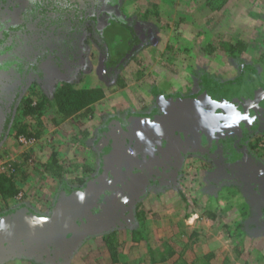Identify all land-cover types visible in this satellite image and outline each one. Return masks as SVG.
Wrapping results in <instances>:
<instances>
[{
  "label": "rangeland",
  "instance_id": "1",
  "mask_svg": "<svg viewBox=\"0 0 264 264\" xmlns=\"http://www.w3.org/2000/svg\"><path fill=\"white\" fill-rule=\"evenodd\" d=\"M43 1L29 2L28 8L9 5L0 11V38L6 36L4 29L15 27L0 42V68L15 69L50 39L59 43L60 36L43 33V23L58 27L65 16L61 8L69 4L73 10L104 11L135 24L143 47L110 67L105 43L81 28L79 33L72 32L75 37L69 39L67 49L75 46L76 50L63 68L43 62L44 76L36 79L39 98L52 95L65 81H75L81 88L99 87L105 97L92 110L86 107L59 122L52 120L56 113L50 108L34 119L22 116L30 121L31 132L42 134L32 141L9 130L0 144V170L18 164L20 193L8 202L0 200V225L14 217L54 225L62 208L72 210L73 202L88 199L119 146L144 127L167 122L174 105L209 107L229 91L239 96L240 84L264 90L260 60L264 0H54L50 6V0H45L41 9ZM45 8L54 9L47 12ZM239 41L245 48L234 55L227 44ZM235 124L226 143L237 153L235 163L243 159L264 179V118L248 126L242 119ZM196 126L202 130L199 123ZM184 136L181 141L166 142V155L179 154L182 162L166 174L145 170L143 181L134 184V196L118 207L119 214L112 213L114 208L101 222L77 228V235L65 246L7 253L0 257V264H171L179 255L191 263L210 253V264H264L263 228L249 229L234 242L225 226L236 220L253 223L259 215L249 178L230 163L225 141L213 144L216 134L207 139ZM55 151L64 167L57 173L47 169ZM209 205L219 208L217 218L206 214ZM221 208L227 209L224 216ZM67 214L69 220L77 218ZM142 223L148 240L135 241L131 229ZM52 229L46 228L43 234ZM114 231L116 262L104 241ZM237 243L243 246L237 248ZM169 245L175 254L153 263V256L167 254Z\"/></svg>",
  "mask_w": 264,
  "mask_h": 264
},
{
  "label": "trees",
  "instance_id": "2",
  "mask_svg": "<svg viewBox=\"0 0 264 264\" xmlns=\"http://www.w3.org/2000/svg\"><path fill=\"white\" fill-rule=\"evenodd\" d=\"M38 1L0 0V11L6 9L9 5L10 7L23 5L28 8L29 2L30 4L38 5ZM53 1L50 0L47 6H50ZM58 1L69 2L70 0ZM212 4L210 2V5ZM45 6L46 3L44 0L41 9ZM73 8L74 6L71 4L66 8H61L64 9L65 16L64 22L58 23V27H54L55 23H43L46 27V29L42 30L43 33L51 36H60L59 43L54 39H50L48 44L41 45L36 54L30 56L28 60H24L15 69L9 71L0 68V144L8 136L10 129L16 130L18 137L24 136L26 138H32L36 135L39 136V134L40 136L42 135L40 130L38 133L31 132L32 130L29 128L31 125L30 121L23 120L21 118L22 116L34 119V116H40L50 108L56 113V117L54 116L52 120L59 122L86 107L92 110L105 97L103 89L101 90L99 87L81 88L76 85L75 81L63 82L52 95L41 94L40 98L37 95L38 83L36 79L39 76H44L43 62L50 61L58 68H63L65 66L64 61L69 59L76 50L75 46L67 49L69 39L75 37L72 32L76 29L79 33L82 28L89 31L90 35L94 33L99 37L96 38L102 39L107 49L106 59L110 67L118 64L127 55L134 53L136 49L139 50L143 47L140 44L142 36H140L135 24L126 22L104 11L96 14L86 10V8L80 9L78 7L75 10ZM51 9L45 8L44 11L48 12ZM87 18L91 19L93 23L88 22L86 20ZM76 20L79 22L84 21L86 25L81 27L82 23H75ZM52 21H55V19H52ZM10 29H15V27L11 26V28L4 29V35L6 36L0 38V42L6 41ZM227 45L230 48V52L234 55L239 54L245 48V44L242 41H239L238 44L228 43ZM69 51L72 54L66 53ZM260 60L264 63V52L261 53ZM29 84L31 86L27 90L26 88ZM239 87L240 91H243L239 96L236 97L235 93L237 92L231 93L229 91L227 92L228 94L220 97L217 103L215 102L214 105H210L209 107H200L199 104L178 105L179 107L174 105V112L172 111L173 116L172 118L169 117L167 122L161 123L160 125L144 127L134 139L126 140L124 144L119 146L114 153L116 156L112 155L110 158V166H108L107 172L93 184L88 199L81 204H79V201L72 203L73 209L68 212L70 214L74 213L77 218L74 219L73 224L65 232L66 236L64 238L60 236L61 239L59 241L62 242V246L67 244L66 241L75 238L77 235L75 232L80 230H76L77 228L90 227L91 225L89 223L99 220L104 212L109 211L108 209L114 207L116 209L114 213L119 214L118 207L128 198L134 196V184L143 181L142 174L145 170L153 169L166 174L175 166L179 165L182 162L179 154L172 156L166 155L168 151L166 142L169 140L181 141L185 138L184 135L186 134L191 139H194V137L197 138L198 136L207 139L211 135L216 134V137H212L213 144H217L219 141H225L227 155L231 160L230 163L237 165L235 163L238 160L235 155L237 154L235 149L230 144H226L228 143L227 138H232L231 131L236 127V120L242 119L245 126H248L249 122H257L259 119L264 118V90L255 88V84L247 86L240 84ZM259 108H261V111H259ZM201 109H203L202 115L200 114ZM197 123L202 127V130L196 126ZM36 158L34 157V160ZM26 160L29 161V158ZM173 161L174 164L171 166ZM241 161L243 162H238L239 164L236 167L249 178L253 195L258 201V211L260 213L255 217V222L253 223L236 220L225 225L228 235L234 242L240 239L239 236L242 233L245 235L249 229L251 230L255 227L264 229V179L252 166H246L247 164L244 163L243 159ZM30 163L32 162L30 161ZM142 163L143 166H141ZM15 164V168L11 166L7 170H0V200L5 202H8L20 193L17 177V172L20 167H18L17 163ZM63 168L57 152H53L51 161L47 163V169L57 173L58 170H63ZM89 168H91V165ZM22 175H27V172L23 171ZM226 198L228 199V197ZM230 206H232V203ZM65 209L66 207L60 211L59 219L62 218ZM223 209L225 210L222 216L225 215V211L227 210L226 208H221V210ZM205 212L209 217L215 219L218 217L219 208H214L209 205L205 209ZM144 225L146 224H138V227L131 229L133 240H148V235L142 232H146L143 230ZM115 236L116 231L105 236L106 239L104 238V241H107L105 243H108L113 261L116 262L118 250L114 241ZM242 246L241 243H237V248ZM168 247L167 254L162 253L159 255V258L153 256V263L165 261L169 254H175L172 248L174 246L169 245ZM150 250L154 255V250ZM211 254H207L204 257H195L191 263L179 255L171 264H179L180 261L184 264H199L200 262L202 264H210Z\"/></svg>",
  "mask_w": 264,
  "mask_h": 264
},
{
  "label": "water",
  "instance_id": "3",
  "mask_svg": "<svg viewBox=\"0 0 264 264\" xmlns=\"http://www.w3.org/2000/svg\"><path fill=\"white\" fill-rule=\"evenodd\" d=\"M201 110L203 111V109ZM112 209H108L109 211L104 212L100 216L101 218L99 217V221L101 222L102 218L108 217L109 213H111L110 211H114V209ZM68 211H70V209H65L62 218L55 220V224L51 226L45 225L47 223L35 222L24 217L11 219L6 223L1 224L0 257L7 253L17 251H45L47 249L50 250L53 246H62V242L59 241L61 239L60 236L64 238V236H66L65 232L68 230L70 225L73 224V221L68 219L67 213H70ZM109 218H107L108 222L110 221ZM51 227H53L52 230L47 232V234H43V231L46 228Z\"/></svg>",
  "mask_w": 264,
  "mask_h": 264
},
{
  "label": "built area",
  "instance_id": "4",
  "mask_svg": "<svg viewBox=\"0 0 264 264\" xmlns=\"http://www.w3.org/2000/svg\"><path fill=\"white\" fill-rule=\"evenodd\" d=\"M21 137H24V136H21ZM24 139H26L27 141H32V140H34V139H32V138H26V137H24Z\"/></svg>",
  "mask_w": 264,
  "mask_h": 264
}]
</instances>
